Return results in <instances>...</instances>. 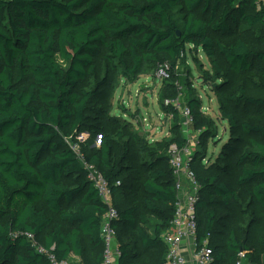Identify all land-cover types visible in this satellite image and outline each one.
Instances as JSON below:
<instances>
[{
	"label": "trees",
	"instance_id": "16d2710c",
	"mask_svg": "<svg viewBox=\"0 0 264 264\" xmlns=\"http://www.w3.org/2000/svg\"><path fill=\"white\" fill-rule=\"evenodd\" d=\"M187 47L209 59L203 73L228 124L216 159L207 167L200 159L197 170L198 147L216 129L200 100L186 94L199 130L189 162L199 183L197 243L208 241L211 264L264 252V9L255 0H0V264H48L34 238L71 264L102 261L106 206L70 142L108 182L118 212L117 264H164L162 234L177 201L168 152L120 130L107 129L89 149L75 135L91 119L102 123L103 109L93 103L111 72L134 77L158 65L169 73ZM88 78L94 87H80ZM181 84L184 78L166 81L163 97L174 98ZM128 139L137 153L131 168ZM171 143L186 147L177 132Z\"/></svg>",
	"mask_w": 264,
	"mask_h": 264
},
{
	"label": "rangeland",
	"instance_id": "374dc122",
	"mask_svg": "<svg viewBox=\"0 0 264 264\" xmlns=\"http://www.w3.org/2000/svg\"><path fill=\"white\" fill-rule=\"evenodd\" d=\"M103 68L104 62H97V80L102 77ZM158 68H160L158 65L148 66L142 73L134 77H123L114 71L111 72L109 74L112 78L110 83L100 89V95L93 103L95 108L103 109V114L97 115L94 111L90 113V115H97L98 118H101L102 123L91 126L90 122H95L91 119L87 127L75 135V139L78 142H85L89 149L99 144L101 134L107 129L120 130L125 138L137 134L153 152L166 154L171 137L177 132L189 148V155L185 157L188 159L189 156H192L197 145L199 133L193 123H185L182 114L183 110L187 108L185 96L190 93L200 100L201 110L205 115L210 116L216 129L213 136L202 140L198 147L200 155L193 163V167H197L198 170L201 168L198 164L201 159V163L207 167L210 161L216 159L221 149L220 140L228 135V124L219 115L216 95L208 87L203 73L204 70L210 69L209 59L200 48L187 47L185 55L176 62L175 69L169 72V79H160L157 76ZM179 78H184L186 84L174 88L176 90L174 98H164V83L169 81L176 84ZM230 78L231 81H236L234 76ZM96 82V79L88 78L80 82V87H94ZM171 104L179 113L177 121L170 111L165 110ZM108 115L115 116L114 123L106 120ZM127 141L130 145L131 159L126 161L125 166L131 168L137 164V153L133 141L130 139ZM128 174L130 175L126 180L132 184L135 176L131 173ZM128 199L132 200L131 193ZM33 243L35 246H41L42 239L34 238ZM245 255L244 252L243 256ZM72 260L73 262L77 261L76 258ZM241 264H249L248 259H242ZM250 264H264V252L255 253Z\"/></svg>",
	"mask_w": 264,
	"mask_h": 264
},
{
	"label": "built area",
	"instance_id": "2783aa9c",
	"mask_svg": "<svg viewBox=\"0 0 264 264\" xmlns=\"http://www.w3.org/2000/svg\"><path fill=\"white\" fill-rule=\"evenodd\" d=\"M257 9H264V0H255ZM157 76L160 79H167L169 73L166 67H160L157 70ZM185 123H192L190 111L185 108L182 112ZM71 149L76 153L81 163L88 169L87 178L93 183L99 197L106 206L100 225V236L103 241V255L100 264H117L120 256L119 243L116 238V230L113 222L118 218V212L113 207L111 201V191L108 182L103 175L95 170L86 160L77 143L70 142ZM169 164L176 178L175 188L177 191V201L169 227L162 234L163 242L166 246V256L164 264H185V256L182 253V242L185 238L190 237L193 240L192 259L195 264H211L214 260L212 249L208 246L205 239L201 243H197V220L195 204L197 201V193L199 183L195 173L192 171L189 162V148H179L176 143L168 146ZM118 183V182H117ZM186 186L184 197L178 195V190ZM38 252L45 253L48 264H70L65 260L58 259L55 254L44 249L42 246H35ZM243 252L238 254L241 258ZM235 264H241L240 259Z\"/></svg>",
	"mask_w": 264,
	"mask_h": 264
},
{
	"label": "crops",
	"instance_id": "0c3cea01",
	"mask_svg": "<svg viewBox=\"0 0 264 264\" xmlns=\"http://www.w3.org/2000/svg\"><path fill=\"white\" fill-rule=\"evenodd\" d=\"M185 192H186V186L183 185L181 187V189L178 190V195H180V197H184ZM181 249H182L183 255L185 256V260H186L185 264H195L194 260L192 259V250H193V240H192V238H190V237L185 238L184 241L182 242ZM73 258H76L77 261H78V258L75 257L74 255H72L70 259L72 260ZM244 258H246V257L245 256H242L241 258L238 257V259H240V262ZM248 263L249 264L251 263V261H249V259H248Z\"/></svg>",
	"mask_w": 264,
	"mask_h": 264
}]
</instances>
